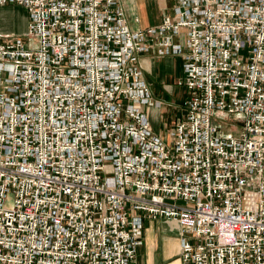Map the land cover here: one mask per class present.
I'll return each instance as SVG.
<instances>
[{
  "label": "built area",
  "instance_id": "obj_1",
  "mask_svg": "<svg viewBox=\"0 0 264 264\" xmlns=\"http://www.w3.org/2000/svg\"><path fill=\"white\" fill-rule=\"evenodd\" d=\"M7 4L29 28L0 38V264H139L161 217L182 264H264V0H178L140 32L120 0ZM152 49L183 59L167 136L146 113Z\"/></svg>",
  "mask_w": 264,
  "mask_h": 264
},
{
  "label": "crops",
  "instance_id": "obj_2",
  "mask_svg": "<svg viewBox=\"0 0 264 264\" xmlns=\"http://www.w3.org/2000/svg\"><path fill=\"white\" fill-rule=\"evenodd\" d=\"M120 4L131 30L140 32L161 25L166 16L175 13L178 0H120ZM28 28V14L23 7L0 5L1 39H23ZM185 33L174 37V41L180 42L183 47L186 43ZM138 66L143 72L145 83L150 87L155 104L146 109L150 127L154 131V126L161 123L164 132L154 133L167 136L174 129L175 121L182 116L187 98V90L179 87L177 82L184 74L183 59L175 55L161 56L152 49L142 53ZM143 232V245L137 258L139 264H182L177 223L162 217L155 220L146 218Z\"/></svg>",
  "mask_w": 264,
  "mask_h": 264
},
{
  "label": "rangeland",
  "instance_id": "obj_3",
  "mask_svg": "<svg viewBox=\"0 0 264 264\" xmlns=\"http://www.w3.org/2000/svg\"><path fill=\"white\" fill-rule=\"evenodd\" d=\"M153 12V10L151 11V13ZM23 39L26 41L27 40V38L26 37H23ZM33 44V46H35L36 44H37V42L34 40V41H32V42H29V44ZM31 46V45H30ZM155 106V105H154ZM224 124H228L229 126H231V129L233 130L232 131V133L233 134H238L239 133V129L238 130H236L237 128H240L241 127V125L239 124V123H237V122H235V120L233 119H229V120H227V122H223ZM160 125H161V123H160ZM159 124H157V125H155L154 127H155V129H154V131H155V133H157V134H159V133H163L164 132V129L160 126ZM169 131V130H168ZM168 131L166 132V133H168ZM170 133V132H169ZM224 133H229V130L227 129V128H224ZM13 199H14V195L12 194V195H10L9 197H8V199L6 200V202H5V206L7 207V208H10L11 207V204H12V202H13Z\"/></svg>",
  "mask_w": 264,
  "mask_h": 264
}]
</instances>
